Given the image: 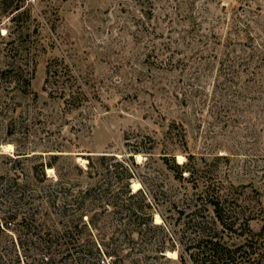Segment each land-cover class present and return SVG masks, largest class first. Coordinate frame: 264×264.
Masks as SVG:
<instances>
[{
	"label": "rangeland",
	"instance_id": "374dc122",
	"mask_svg": "<svg viewBox=\"0 0 264 264\" xmlns=\"http://www.w3.org/2000/svg\"><path fill=\"white\" fill-rule=\"evenodd\" d=\"M6 3L0 264H183L178 252L213 218L204 191L244 210L264 254V0ZM102 154H132L131 190L139 182L163 230L120 210ZM172 157L193 176L177 179ZM235 227L220 232L229 243L246 230Z\"/></svg>",
	"mask_w": 264,
	"mask_h": 264
},
{
	"label": "trees",
	"instance_id": "16d2710c",
	"mask_svg": "<svg viewBox=\"0 0 264 264\" xmlns=\"http://www.w3.org/2000/svg\"><path fill=\"white\" fill-rule=\"evenodd\" d=\"M6 1L7 0H0V16H2V14L5 15L7 11L6 9L8 6ZM14 17L15 16H11L10 19L12 20ZM1 22L2 21L0 19V23ZM8 33L9 31L6 30L3 34H0V38L3 39L7 37ZM6 73L7 70L5 71L0 68V76H5ZM137 149L138 148H134V151H138ZM128 157L131 159V161H126L124 159L118 160L114 158V155L102 154L97 155L96 160H99L101 163H104L106 165V169L107 165L110 166L107 171L113 172L115 170V172H117L118 179L121 180L122 184L121 206L123 208H120V210H124V213L129 219V221L133 222L134 224H138L140 230H163L164 226L162 223H164L165 218L162 214H160L162 218V223H156L154 221L152 213L150 212V209L152 208V203L147 199L146 192H144L142 188H139L135 191L131 190L130 178L135 175V172L133 169L134 162L132 154ZM87 159L88 167H92L94 165L93 157H91V155H88ZM111 160L112 162H110ZM165 163L167 167L174 169L175 177L177 179L184 180L189 179L193 176V171L195 168L190 164L189 161L177 162L175 161L174 157H172L170 161H166ZM203 193H205V191ZM203 193H201V196H204V203L210 206L213 218L211 222L206 220V223H209V225L205 223L204 226H201V228L198 230V237L194 240L192 246H190L191 244L186 245L183 251L178 252V259L180 260V262L186 264V255H188V257H192L195 262H197L198 260L200 264H223L228 260L234 259V257H236L237 255L244 254L246 255L247 259L253 264H259L264 255L263 252L259 250L258 246L261 243L260 239L262 237V231L255 232L250 229L248 220L246 218L245 220H240V218L244 217V210L242 211L241 207L233 208L232 206H229V202L227 204L228 206L226 207L224 204L225 199L222 200L221 197L217 194L213 195L209 194L208 192H206L205 194ZM114 196L116 195L112 194L113 198ZM119 213H121V211H119ZM201 223L204 222H198V224ZM236 225H238V227L244 226L246 227V230L239 234L240 236H242L241 240L229 243L228 241L223 239V236H221L220 232H223L225 230L235 231V229L237 228L235 227ZM218 227L220 229H218ZM166 245L164 243L159 244L158 251L161 253V249H164ZM174 245L175 241L172 239L171 245L167 247H169L170 250H174ZM192 248L196 250H190ZM99 249L96 247L98 253H100L101 250ZM67 253L68 252H66V254ZM107 253L109 254L115 252L112 251ZM45 259L46 260L43 261V264H49L50 259L47 257H45ZM108 264H117V262L112 261Z\"/></svg>",
	"mask_w": 264,
	"mask_h": 264
},
{
	"label": "bare ground",
	"instance_id": "6f19581e",
	"mask_svg": "<svg viewBox=\"0 0 264 264\" xmlns=\"http://www.w3.org/2000/svg\"><path fill=\"white\" fill-rule=\"evenodd\" d=\"M137 156H139V154H137ZM182 156L181 155H178V159H180ZM139 158V157H138ZM178 162H181V160H178ZM47 170L48 171H50V170H52V168H47ZM132 187H133V189L134 190H136V189H138V188H140V184H139V182H133L132 183ZM159 220H160V217L158 216V215H156V217H155V222L156 223H159ZM167 255L169 256V257H176V252L175 251H168L167 252Z\"/></svg>",
	"mask_w": 264,
	"mask_h": 264
}]
</instances>
